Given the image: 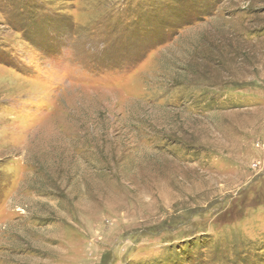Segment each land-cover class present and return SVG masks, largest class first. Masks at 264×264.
I'll return each instance as SVG.
<instances>
[{
	"label": "rangeland",
	"instance_id": "obj_1",
	"mask_svg": "<svg viewBox=\"0 0 264 264\" xmlns=\"http://www.w3.org/2000/svg\"><path fill=\"white\" fill-rule=\"evenodd\" d=\"M0 264H264V0H0Z\"/></svg>",
	"mask_w": 264,
	"mask_h": 264
}]
</instances>
